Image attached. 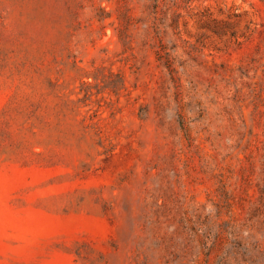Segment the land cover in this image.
<instances>
[{
  "label": "rangeland",
  "instance_id": "1",
  "mask_svg": "<svg viewBox=\"0 0 264 264\" xmlns=\"http://www.w3.org/2000/svg\"><path fill=\"white\" fill-rule=\"evenodd\" d=\"M0 264H264V0H0Z\"/></svg>",
  "mask_w": 264,
  "mask_h": 264
}]
</instances>
